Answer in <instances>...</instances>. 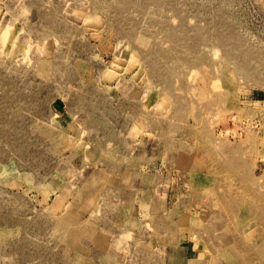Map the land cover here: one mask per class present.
<instances>
[{
	"label": "rangeland",
	"instance_id": "1",
	"mask_svg": "<svg viewBox=\"0 0 264 264\" xmlns=\"http://www.w3.org/2000/svg\"><path fill=\"white\" fill-rule=\"evenodd\" d=\"M230 196L264 213V0H0V264L214 258Z\"/></svg>",
	"mask_w": 264,
	"mask_h": 264
},
{
	"label": "bare ground",
	"instance_id": "2",
	"mask_svg": "<svg viewBox=\"0 0 264 264\" xmlns=\"http://www.w3.org/2000/svg\"><path fill=\"white\" fill-rule=\"evenodd\" d=\"M238 58H240V59H238V63L242 64L246 60V55L241 54V55H239ZM183 63H184V61L181 62L180 64L182 65ZM222 69L223 68L221 67V71H222ZM231 76H233V75H231ZM208 80H207V82H209ZM203 82H205V81H203ZM225 82H226V80H225ZM231 83H233V81ZM218 87H220V86H218ZM216 88L217 87H213L212 90H214ZM217 89L219 90V88H217ZM186 95H188V93H186ZM168 100H169V98H168ZM191 108L193 109V106ZM190 116H191V114H190ZM116 163H117V161H116ZM116 163L114 164V166H116V168H121V165H119L121 163V161H120V163H117L118 165ZM122 173L126 174L127 172H122ZM183 176H185V175H183ZM185 179H187V181L189 183L192 182L190 177L189 178L185 177ZM247 180L249 181V177L247 178ZM243 188H244V194H245L244 197H246V199L249 202L255 204L256 200H257V198H256L257 196L255 195V198L252 197L253 196V189L250 186H245ZM225 195H226V193L222 192L221 197H223ZM91 198H93V197H91ZM223 213H224V215H228L229 213H231L232 215H237L238 213L241 214V216H238L236 218V222L239 223L240 228L233 229V234H239V236L235 237V239L232 241V244H230V243L224 244L221 241L222 239H220V238L213 239V251L215 254L214 258H206L203 254H201L200 256H202V257H200L199 255L196 254L193 264H236L237 262H239L240 264H264V251L258 252L255 255L252 253L255 249V243H257L259 241L260 237L252 229V225L250 223V221H254L255 222V228L259 224L264 223V213H262L261 211L256 209L255 206L250 207L248 205L244 206L242 204L241 205L238 204L236 199L233 196L229 197V203H227L226 209H224ZM178 214H179V212H178ZM177 215H176V217H177ZM226 219L229 220V218H227V217H226ZM231 219L234 220V218H231ZM216 226H217V228H219V226L217 224H216ZM210 234H211V236L212 235L216 236L218 234V231L213 230L212 232H210ZM239 249H241V251L244 254H242V255L238 254L237 252L239 251Z\"/></svg>",
	"mask_w": 264,
	"mask_h": 264
}]
</instances>
